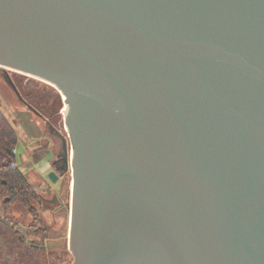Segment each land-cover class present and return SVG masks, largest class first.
Listing matches in <instances>:
<instances>
[{
  "label": "water",
  "instance_id": "water-1",
  "mask_svg": "<svg viewBox=\"0 0 264 264\" xmlns=\"http://www.w3.org/2000/svg\"><path fill=\"white\" fill-rule=\"evenodd\" d=\"M0 67L63 97L71 264H264V0H0Z\"/></svg>",
  "mask_w": 264,
  "mask_h": 264
},
{
  "label": "rangeland",
  "instance_id": "rangeland-1",
  "mask_svg": "<svg viewBox=\"0 0 264 264\" xmlns=\"http://www.w3.org/2000/svg\"><path fill=\"white\" fill-rule=\"evenodd\" d=\"M18 75L22 76L20 74ZM22 79L26 81L25 91L28 94L36 95L41 99L48 98L49 102L55 101L57 105H62L61 111L63 110L65 105L63 97L55 87L33 77L23 76L19 78L17 76V80L20 81ZM30 99L35 102V98L32 95ZM41 104H45V102H41ZM0 108L8 119L12 122L19 120L22 125L20 129L18 128L19 130L17 129L18 126H15L19 133V141L16 146L17 164L39 192L40 200L37 203V207L42 216L41 221L45 226L54 229L59 228L58 231L52 232L51 236L54 239H62L59 241L54 240L52 244L56 245L63 242L67 244L69 239L70 206L69 210H66V208L61 209V206L63 203L62 199L67 197L66 189L69 187L71 190L72 172L70 164L71 142L68 131L65 129L64 116L60 114L55 118L54 127L45 121L43 125V137H35L30 132V127H34L36 123L31 119L38 120L39 117L30 111V107L20 99L14 85L4 76L2 71H0ZM25 110H29V114L23 112ZM18 113V116H21L20 118L17 117ZM27 117L28 120H31L29 124L26 121ZM37 132H39L38 129ZM40 151L44 152L40 153ZM46 151H50L48 156H46ZM51 171H55L58 174V180L53 181L50 179L48 174ZM0 215L7 217L10 221L14 219L24 223H30L32 221L31 216L24 206L20 204L6 206L3 202V196H0ZM2 226L0 223V227ZM66 237L68 238L67 241L65 239ZM14 247L16 250L18 246L15 244ZM8 254L10 255L11 252L8 251ZM2 257H4V251L0 250V264H2ZM59 261L58 263L62 264L68 261V259Z\"/></svg>",
  "mask_w": 264,
  "mask_h": 264
},
{
  "label": "flooded vegetation",
  "instance_id": "flooded-vegetation-1",
  "mask_svg": "<svg viewBox=\"0 0 264 264\" xmlns=\"http://www.w3.org/2000/svg\"><path fill=\"white\" fill-rule=\"evenodd\" d=\"M0 71H2L4 76L10 80L12 85H14L20 99L28 107H30L33 112H35L39 117L43 118L52 126L55 125V114L52 115L51 113L47 112V108L51 107L53 103L50 104L49 101H46L44 105L40 103H36L34 105L30 104L29 100L22 96L21 90L24 91L23 89L26 88V81L24 79L20 81L17 80V76L20 78L28 75L11 69H3L2 67H0ZM18 74L22 76H19ZM57 132L61 135L59 131ZM66 190L67 197L62 199L63 203L61 209L66 208V210H69L70 188L68 187ZM41 220L42 218H40V221L34 222L32 220L30 223H24L17 219L10 221L7 217L0 215V223L3 225L0 227V232H2L0 233V250L4 251L2 264H59V260L63 261L66 259H68V261L62 264H71L73 262L74 255L69 249L67 241L68 238H65L67 244L64 242L58 243L56 245L52 244L54 240L59 241L62 239H54L51 236L52 232L58 231L59 228L54 229L52 227L45 226ZM15 244L18 246L16 250L14 247ZM8 251L11 252L10 255L8 254Z\"/></svg>",
  "mask_w": 264,
  "mask_h": 264
},
{
  "label": "trees",
  "instance_id": "trees-1",
  "mask_svg": "<svg viewBox=\"0 0 264 264\" xmlns=\"http://www.w3.org/2000/svg\"><path fill=\"white\" fill-rule=\"evenodd\" d=\"M23 90H21L22 96L29 100L30 104L35 105L36 103L41 104V102L46 103L48 101V98L41 99L36 95L28 94L25 89ZM31 95L35 98V102L31 101ZM51 103L53 105L47 108V112L52 115L55 114V118L60 114L63 115L61 113L62 105H57L55 101ZM18 141V131L0 108V196H3V202L6 206L14 204L24 206L31 215L32 220L36 222L40 221L41 218L40 210L37 207L40 195L17 164L15 148Z\"/></svg>",
  "mask_w": 264,
  "mask_h": 264
},
{
  "label": "crops",
  "instance_id": "crops-1",
  "mask_svg": "<svg viewBox=\"0 0 264 264\" xmlns=\"http://www.w3.org/2000/svg\"><path fill=\"white\" fill-rule=\"evenodd\" d=\"M28 111L29 110H25V111H23V112H27L28 113ZM30 111H32L31 109H30ZM22 112V113H23ZM33 112V111H32ZM34 114H36L35 112H33ZM29 114V113H28ZM19 115V113L17 114V117L18 118H20L21 116H18ZM37 115V114H36ZM16 117V118H17ZM28 117H30V116H28ZM28 117L26 118V121H27V123L29 124L30 122H31V120H33V121H35V123H36V125L33 127V126H31L30 127V132H32L33 134H34V136L35 137H37V136H42L43 137V125H44V123H45V120L43 119V118H41V117H39L38 115H37V117H39L38 118V120H35V119H31V120H28ZM31 118V117H30ZM25 119V118H24ZM17 120V119H16ZM9 121L11 122V124L15 127V126H18L17 127V129L19 128L20 129V127H22V125L20 124V122H19V120L18 121H15V122H12L10 119H9ZM16 129V130H17ZM18 129V130H19ZM37 129L39 130V132H37ZM18 135H19V133H18ZM42 152H44V151H40V153H42ZM46 153V156H48L49 154H50V151H46L45 152ZM38 154V153H37ZM37 154H35V155H37ZM25 173V172H24ZM33 185V184H32ZM34 186V185H33ZM34 188H35V186H34ZM37 190V189H36ZM38 191V190H37Z\"/></svg>",
  "mask_w": 264,
  "mask_h": 264
},
{
  "label": "built area",
  "instance_id": "built-area-1",
  "mask_svg": "<svg viewBox=\"0 0 264 264\" xmlns=\"http://www.w3.org/2000/svg\"><path fill=\"white\" fill-rule=\"evenodd\" d=\"M15 150H16V148H15Z\"/></svg>",
  "mask_w": 264,
  "mask_h": 264
}]
</instances>
